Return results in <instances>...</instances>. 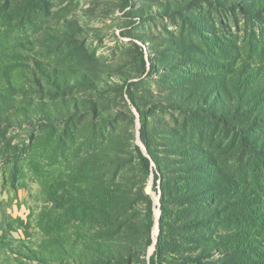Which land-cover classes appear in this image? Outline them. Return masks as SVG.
<instances>
[{"label": "rangeland", "instance_id": "374dc122", "mask_svg": "<svg viewBox=\"0 0 264 264\" xmlns=\"http://www.w3.org/2000/svg\"><path fill=\"white\" fill-rule=\"evenodd\" d=\"M162 197L160 264H264V0H0V264H150Z\"/></svg>", "mask_w": 264, "mask_h": 264}, {"label": "trees", "instance_id": "16d2710c", "mask_svg": "<svg viewBox=\"0 0 264 264\" xmlns=\"http://www.w3.org/2000/svg\"><path fill=\"white\" fill-rule=\"evenodd\" d=\"M151 61V60H150ZM152 62V61H151ZM142 141L144 143V145L146 146V148L148 150H150V144H149V140H148V130H147V126L144 122V126L142 129ZM139 153H140V159L142 161V166L143 168L150 172L151 169V159H149L148 157H146L142 151L139 148ZM149 153L151 154V152L149 151ZM154 177H155V183L157 184L159 179H160V175L159 173H154ZM97 197V196H96ZM161 217H160V235L158 237V242L155 246V252L153 254V256L150 259V264H160L161 260H163L166 256L167 253V245L165 243V237H164V230H165V226H166V220L168 218V208L165 204L164 198L162 197V206H161ZM146 221H147V226H148V230L151 232L153 230V228L155 227V207H154V203L152 200L149 201L148 207H147V217H146ZM195 224L196 220H189L185 225L189 226V224ZM186 260H188L189 262L193 263V264H199V262L195 259V258H186Z\"/></svg>", "mask_w": 264, "mask_h": 264}, {"label": "water", "instance_id": "95a60500", "mask_svg": "<svg viewBox=\"0 0 264 264\" xmlns=\"http://www.w3.org/2000/svg\"><path fill=\"white\" fill-rule=\"evenodd\" d=\"M146 152H147V151H145V154H146ZM146 156H147V155H146ZM160 215H161V210H160ZM156 243H157V242H156ZM155 246H156V244H155Z\"/></svg>", "mask_w": 264, "mask_h": 264}]
</instances>
